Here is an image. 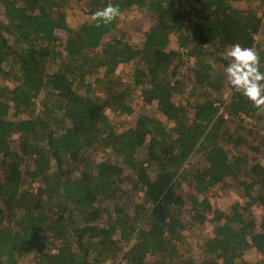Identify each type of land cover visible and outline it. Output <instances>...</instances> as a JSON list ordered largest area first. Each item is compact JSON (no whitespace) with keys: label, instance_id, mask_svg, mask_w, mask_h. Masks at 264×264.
Returning a JSON list of instances; mask_svg holds the SVG:
<instances>
[{"label":"trees","instance_id":"trees-1","mask_svg":"<svg viewBox=\"0 0 264 264\" xmlns=\"http://www.w3.org/2000/svg\"><path fill=\"white\" fill-rule=\"evenodd\" d=\"M239 1L0 0V264H264L244 257L264 252V111L216 96L231 45L264 72V0ZM108 4L122 17L97 27ZM130 9L152 15L139 42L117 31ZM218 183L242 199L214 206Z\"/></svg>","mask_w":264,"mask_h":264},{"label":"rangeland","instance_id":"rangeland-1","mask_svg":"<svg viewBox=\"0 0 264 264\" xmlns=\"http://www.w3.org/2000/svg\"><path fill=\"white\" fill-rule=\"evenodd\" d=\"M257 0H246V1H239L238 4L243 7H252L255 8ZM261 6H258L257 9L262 11V8H259ZM84 8L83 4L81 3H73L71 4L67 9L66 12L70 15L71 13H80L83 14ZM72 18V17H70ZM152 20V15L149 14L145 9L141 10H135V9H130L127 10V12L124 15V18L121 22L118 24V30L117 31H125L127 34V37L131 39L132 41L139 42L143 39V31L145 29V26L149 24ZM109 37V35L105 36ZM60 39H62L60 37ZM174 39V37H172ZM261 42L264 44V37H259ZM174 45V44H172ZM191 58L188 59V62L190 64ZM119 68H122L124 70V73L126 75L125 78H128L129 74L132 71L133 64H125L119 66ZM190 68V66H189ZM189 68H187L189 70ZM123 74V73H122ZM124 78V79H125ZM231 92V88L228 86L216 96H218V100L220 104H222V108L226 106L227 98ZM175 99V97H174ZM105 112L109 118V120L112 123H115V125L119 128L122 129L125 123L133 121V116L132 115H125V114H120L117 113L116 111L111 110L110 108H105ZM159 114L160 118L164 122H169V119L166 118L164 114H162L160 111H157ZM227 116L226 123L230 125H236L238 126L240 121L244 123V120H241L239 116L236 114L228 115L225 112ZM245 124V123H244ZM254 126V124L247 123L245 124V128H243L242 132H244L247 135L248 139L251 140H256V137L259 136V134L255 136L254 133H249L247 132L248 128ZM260 132L264 134V129H261ZM245 148L244 146H242ZM262 154V155H261ZM258 157L260 158V163L264 164V151L260 152ZM190 189V186L184 185L183 187V192H187ZM205 195L209 197L211 202L213 203L214 206H217L221 209L227 208V206L235 201V200H240L242 199V190L239 186L236 185V183H232L229 186H222L221 183L216 184L209 192H207ZM262 208L259 205H254L252 207V215L258 218L261 215ZM187 213V212H186ZM211 233V224L209 222L204 223L201 226L193 227V229L187 234L185 241L189 244L190 246V251L195 252L194 249L197 247V243L200 242L201 236L203 234H210ZM189 252V251H187ZM186 254V253H185ZM244 257L254 261L259 257H264V252L263 253H258L253 247L249 248L246 253L244 254Z\"/></svg>","mask_w":264,"mask_h":264},{"label":"clouds","instance_id":"clouds-1","mask_svg":"<svg viewBox=\"0 0 264 264\" xmlns=\"http://www.w3.org/2000/svg\"><path fill=\"white\" fill-rule=\"evenodd\" d=\"M122 17L118 6L108 4L93 14L96 26L109 25ZM228 65L223 69L229 87L245 97L253 107L264 111V72L260 70L259 53L252 47L231 45L226 51Z\"/></svg>","mask_w":264,"mask_h":264}]
</instances>
